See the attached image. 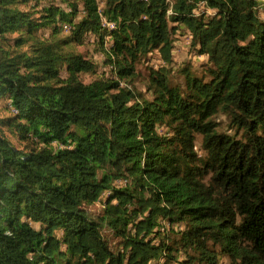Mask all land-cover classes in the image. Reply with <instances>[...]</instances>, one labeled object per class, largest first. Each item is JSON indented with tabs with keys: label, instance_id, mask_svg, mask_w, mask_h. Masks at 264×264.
I'll return each instance as SVG.
<instances>
[{
	"label": "trees",
	"instance_id": "trees-1",
	"mask_svg": "<svg viewBox=\"0 0 264 264\" xmlns=\"http://www.w3.org/2000/svg\"><path fill=\"white\" fill-rule=\"evenodd\" d=\"M225 254L264 264V0H0V264Z\"/></svg>",
	"mask_w": 264,
	"mask_h": 264
},
{
	"label": "rangeland",
	"instance_id": "rangeland-1",
	"mask_svg": "<svg viewBox=\"0 0 264 264\" xmlns=\"http://www.w3.org/2000/svg\"><path fill=\"white\" fill-rule=\"evenodd\" d=\"M66 33H64V34H66ZM175 43H176V45H175V61H174V64L172 66V69H173L172 76L174 77L175 80L183 81V75L180 74V72L178 70L184 64V62H186L188 60H192L193 64H194V68L200 71L202 68V64L207 61V58L203 54H198L197 52H195L194 49H192L191 39L186 34L178 35V38H176ZM77 49L79 51H87V50L92 51L93 46L92 45L79 46V47H77ZM101 58H102V55L97 57L98 60H101ZM158 64H159V54H158L157 50L153 54L150 55L149 61H148V59H144V58H138L136 60L135 68L139 72L140 75L137 77L134 84L136 85L138 90H141L142 92H144L146 90V84L150 78V72H151L150 66L151 65L158 66ZM93 77H95V76L90 75V74H84L83 75V78L85 81H89ZM128 88L131 90V92L133 94H135L132 86L129 85ZM149 95H150V93H149ZM130 104H133V101H131ZM214 118L219 123L218 128L220 130L228 131V127H227L228 122H227L226 115H224L222 112H220L217 115H215ZM199 142H200V137L198 138L197 143H196L197 148L200 149ZM220 258H221L220 264H228L231 261L230 257L226 254L221 255Z\"/></svg>",
	"mask_w": 264,
	"mask_h": 264
},
{
	"label": "bare ground",
	"instance_id": "bare-ground-1",
	"mask_svg": "<svg viewBox=\"0 0 264 264\" xmlns=\"http://www.w3.org/2000/svg\"><path fill=\"white\" fill-rule=\"evenodd\" d=\"M109 26L112 28V27H114V24L111 23V24H109ZM203 55L207 58V53H203Z\"/></svg>",
	"mask_w": 264,
	"mask_h": 264
},
{
	"label": "built area",
	"instance_id": "built-area-1",
	"mask_svg": "<svg viewBox=\"0 0 264 264\" xmlns=\"http://www.w3.org/2000/svg\"><path fill=\"white\" fill-rule=\"evenodd\" d=\"M174 52H175V49H174ZM208 57H209V54L207 53V59H208Z\"/></svg>",
	"mask_w": 264,
	"mask_h": 264
},
{
	"label": "crops",
	"instance_id": "crops-1",
	"mask_svg": "<svg viewBox=\"0 0 264 264\" xmlns=\"http://www.w3.org/2000/svg\"><path fill=\"white\" fill-rule=\"evenodd\" d=\"M174 57H175V52H174Z\"/></svg>",
	"mask_w": 264,
	"mask_h": 264
}]
</instances>
